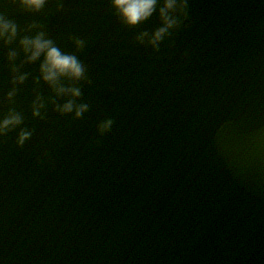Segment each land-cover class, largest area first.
Masks as SVG:
<instances>
[{
  "label": "water",
  "instance_id": "1",
  "mask_svg": "<svg viewBox=\"0 0 264 264\" xmlns=\"http://www.w3.org/2000/svg\"><path fill=\"white\" fill-rule=\"evenodd\" d=\"M186 2L153 46L137 37L159 3L129 28L109 0H0L17 25L0 117L21 119L0 135V264H264V2ZM38 32L83 65L57 85L78 97L26 62L19 40ZM69 99L79 118L58 111Z\"/></svg>",
  "mask_w": 264,
  "mask_h": 264
},
{
  "label": "clouds",
  "instance_id": "2",
  "mask_svg": "<svg viewBox=\"0 0 264 264\" xmlns=\"http://www.w3.org/2000/svg\"><path fill=\"white\" fill-rule=\"evenodd\" d=\"M13 4L27 12H38L46 0H11ZM264 2V0H262ZM158 8V16L161 26L157 28L149 36L147 33H141L137 40L143 41L145 38L148 42L155 46L164 36L178 24V16L184 14L187 7L186 0H109V6L113 9L114 15L118 20L129 28L135 27L137 24L147 20ZM17 36V25L8 19L4 14L0 13V43L7 45ZM76 47L79 49L83 45V41L76 40ZM19 45L23 49L26 62L31 63L40 57H43L40 64V78L43 82L52 87L57 95H69L73 98L80 95L78 88L58 87L61 78L77 81L84 76V67L77 60L75 55H69L61 52L59 48L54 46L53 42L44 37L43 32H38L35 36L24 37L19 40ZM14 57V53L9 54V59ZM24 80V76L15 79V83ZM13 93L9 92L5 99H10ZM42 104L39 98L33 101V116L39 115ZM87 105L81 104L74 108L73 101L69 99L66 103L58 107V111L62 114L74 112V117L79 118L86 111ZM21 123L20 116L16 113L9 112L0 117V135H4L7 131L15 128ZM111 121H105L98 126L100 132L106 131ZM30 135L29 132L21 130L17 137V145H22Z\"/></svg>",
  "mask_w": 264,
  "mask_h": 264
}]
</instances>
